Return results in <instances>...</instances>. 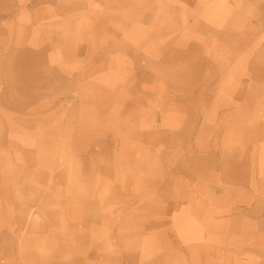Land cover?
Masks as SVG:
<instances>
[{
  "label": "rangeland",
  "instance_id": "rangeland-1",
  "mask_svg": "<svg viewBox=\"0 0 264 264\" xmlns=\"http://www.w3.org/2000/svg\"><path fill=\"white\" fill-rule=\"evenodd\" d=\"M0 173L75 264H264V0H0Z\"/></svg>",
  "mask_w": 264,
  "mask_h": 264
},
{
  "label": "crops",
  "instance_id": "crops-1",
  "mask_svg": "<svg viewBox=\"0 0 264 264\" xmlns=\"http://www.w3.org/2000/svg\"><path fill=\"white\" fill-rule=\"evenodd\" d=\"M12 179L11 174L0 173V264H75L78 256H58L61 236L57 231L55 240L49 241L45 238L43 219H29L32 205L28 203V194L12 188L7 183ZM247 233L245 229L241 236ZM48 246L52 250L45 255Z\"/></svg>",
  "mask_w": 264,
  "mask_h": 264
}]
</instances>
